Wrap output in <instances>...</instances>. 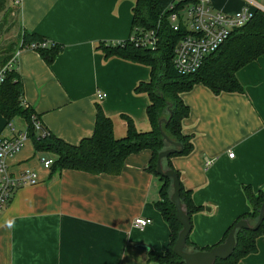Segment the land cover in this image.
<instances>
[{"label": "crops", "instance_id": "1", "mask_svg": "<svg viewBox=\"0 0 264 264\" xmlns=\"http://www.w3.org/2000/svg\"><path fill=\"white\" fill-rule=\"evenodd\" d=\"M214 8L235 14L242 7H264V0H211ZM134 0H13L10 15L0 19L7 36L0 49L19 46L24 30L62 49L48 64L35 49L19 50L7 65L23 86V103L56 137L77 144L92 134L99 107L113 122V133L126 132V114L148 129L146 94L134 88L149 77V68L106 57L97 44L131 36ZM16 50V51H17ZM0 54V59H1ZM10 62V63H9ZM239 92L214 94L197 83L182 93L189 108L182 122L193 137L192 151L170 157L182 185L202 209L191 216L189 240L200 248L216 244L227 227L250 211L243 185L264 188V53L236 72ZM98 93L105 97L97 98ZM8 122L26 129L18 117ZM117 120V122H116ZM0 114V136L11 135ZM28 139L8 159L13 174L28 170L34 184L18 187L0 214V264H159L149 252L163 255L170 229L155 207L160 181L147 170L148 149L126 156L119 174H92L73 169L51 172ZM229 153H233L232 157ZM151 222L134 226V218ZM146 246L147 249L140 246ZM257 251L238 264H264V235ZM186 250L192 251L186 246Z\"/></svg>", "mask_w": 264, "mask_h": 264}, {"label": "trees", "instance_id": "2", "mask_svg": "<svg viewBox=\"0 0 264 264\" xmlns=\"http://www.w3.org/2000/svg\"><path fill=\"white\" fill-rule=\"evenodd\" d=\"M172 0H134L132 6L131 36L137 37L144 32L153 30L157 41L153 47L145 46L131 36L115 43L98 42L106 57H118L135 62L149 68L147 80L140 81L134 88L137 93L147 96L145 109L148 129L137 127L131 117L120 116L126 122V132L121 137L114 136L112 119L106 116L98 107L95 115L94 129L90 136L82 138L77 144H70L56 137L41 124L36 128V115L23 103V86L18 71L7 65L15 51L28 48L35 43L42 59L52 63L56 54L62 49L61 43H48L42 35L24 30L19 46L14 44L0 49V68L6 67L0 82V114L10 121L20 117L26 123V131L36 152H49L54 155L51 172L62 169H73L92 174H119L126 156L148 149L151 152L147 170L160 181L159 199L155 202L156 209L170 229V242L163 255L149 252V258L159 264H184V261L174 254L172 247L181 229L175 212V206L170 200L172 178L156 172L158 153L170 147L158 128L161 118H169L162 123V131L166 136L180 146L177 151L163 158L162 168L179 173L170 164V157L187 155L193 148V137L183 132L182 122L189 114V108L182 99V93L190 90L195 84L206 86L214 94L221 92H239L241 85L236 72L245 64L257 59L264 53V11L255 9L249 21L234 29L229 37L213 53L209 54L201 66L193 73L180 74L173 66V52L178 39L184 30L174 31L169 23L168 8ZM46 43L41 46V43ZM171 110V115L169 113ZM179 199L183 204L191 224V216L202 209L192 201L191 191L186 189L179 179ZM244 195L250 205V211L239 215L225 230L222 238L214 245L200 248L186 238V246L192 251L208 250L222 243L236 222L258 218L259 208L264 202V188L253 191L249 185H243ZM264 235V219L255 229L236 228L234 232L235 247L226 259H216L213 264H238L244 256L257 251L256 239Z\"/></svg>", "mask_w": 264, "mask_h": 264}, {"label": "built area", "instance_id": "3", "mask_svg": "<svg viewBox=\"0 0 264 264\" xmlns=\"http://www.w3.org/2000/svg\"><path fill=\"white\" fill-rule=\"evenodd\" d=\"M171 10L168 18L174 31L183 29V35L178 39L173 52V66L180 74L195 72L203 63L204 59L229 37L230 33L249 21L255 9L264 11V7L258 5L255 9L247 6L241 8L235 14H226L213 7L211 0H172L168 5ZM142 45L153 47L157 41L153 30L144 32L140 36L133 37ZM45 42L41 46H45ZM37 44L31 43L28 48L35 49ZM19 50L15 51L10 62L16 57ZM9 62V63H10ZM6 67L0 68V82ZM105 97L104 93H98L97 98ZM7 127L11 131L9 136H0V214L10 200L14 191L21 186L34 184L38 181L34 172L25 170L13 174L10 170L8 159L18 152L29 139L26 129L17 130L11 122ZM35 121L36 128H39ZM233 153H229L232 157ZM46 169H50L53 159H40ZM151 219L144 217L134 218V226L144 228Z\"/></svg>", "mask_w": 264, "mask_h": 264}, {"label": "water", "instance_id": "4", "mask_svg": "<svg viewBox=\"0 0 264 264\" xmlns=\"http://www.w3.org/2000/svg\"><path fill=\"white\" fill-rule=\"evenodd\" d=\"M2 23H0V28ZM171 115V110H169ZM169 118H161L158 121V128L161 130L162 136L165 140L170 144V147H167L161 150L157 155L156 160V172L163 176H168L172 178V192L170 193V200L173 202L175 206V212L178 222L181 224V229L178 232L175 243L172 247L174 254L184 261V264H213L216 259H226L228 258L234 247H235V237L234 232L236 228H246V229H257L264 219V202L261 204L259 208L258 218L254 224H249L246 219H240L236 222L233 229L229 232L226 239L212 248L208 250H196V251H188L186 250V238L188 237L191 224L187 212L179 199V179L176 174L171 169L164 170L162 168V160L168 155L176 152L177 147L180 146L178 142L170 140L166 134L162 131V123L168 121ZM141 248L147 249L146 246H140Z\"/></svg>", "mask_w": 264, "mask_h": 264}, {"label": "rangeland", "instance_id": "5", "mask_svg": "<svg viewBox=\"0 0 264 264\" xmlns=\"http://www.w3.org/2000/svg\"><path fill=\"white\" fill-rule=\"evenodd\" d=\"M1 1V0H0ZM13 0H3V5L5 6V7H7V5H11V2H12ZM10 11H5L4 10V8H1L0 7V19H3V18H6V16H9L10 14ZM0 23H2V21L0 20ZM7 26H4V28H3V30H2V33H0V42H1V40L2 39H5V37L7 36V33H6V30H5V28H6ZM2 28H0V30H1ZM119 117H120V114L118 115ZM18 118V117H17ZM16 118V119H17ZM116 122H117V120H116ZM146 129V128H145ZM144 130V129H143ZM44 155L45 156H47L48 155V153H45L44 152ZM250 223H253L254 221L252 220H250L249 221ZM249 223V224H250Z\"/></svg>", "mask_w": 264, "mask_h": 264}]
</instances>
